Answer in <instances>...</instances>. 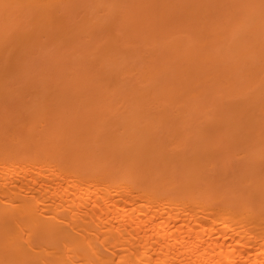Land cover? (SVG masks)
Instances as JSON below:
<instances>
[{
    "label": "bare ground",
    "instance_id": "bare-ground-1",
    "mask_svg": "<svg viewBox=\"0 0 264 264\" xmlns=\"http://www.w3.org/2000/svg\"><path fill=\"white\" fill-rule=\"evenodd\" d=\"M0 264H264V0H0Z\"/></svg>",
    "mask_w": 264,
    "mask_h": 264
}]
</instances>
